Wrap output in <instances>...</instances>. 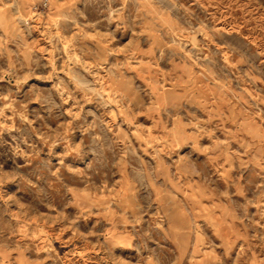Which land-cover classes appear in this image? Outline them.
<instances>
[{"label": "rangeland", "instance_id": "rangeland-1", "mask_svg": "<svg viewBox=\"0 0 264 264\" xmlns=\"http://www.w3.org/2000/svg\"><path fill=\"white\" fill-rule=\"evenodd\" d=\"M0 264H264V0H0Z\"/></svg>", "mask_w": 264, "mask_h": 264}]
</instances>
